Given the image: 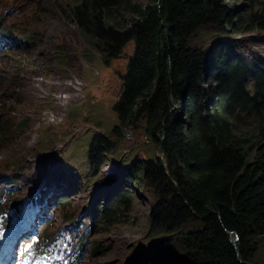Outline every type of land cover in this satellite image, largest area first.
I'll use <instances>...</instances> for the list:
<instances>
[{
  "label": "trees",
  "instance_id": "1",
  "mask_svg": "<svg viewBox=\"0 0 264 264\" xmlns=\"http://www.w3.org/2000/svg\"><path fill=\"white\" fill-rule=\"evenodd\" d=\"M70 1V21L105 61L133 43L112 105L113 131L141 126L162 146L171 180L155 157L126 160V182L153 188L149 218L161 234L157 242H174L184 253L153 263L264 264L256 259L264 237V58L228 37L264 31V0L237 8L223 0ZM120 11L130 14L125 24L112 18ZM201 29L221 36L206 50L192 43ZM248 39L264 44V36ZM240 114L252 117V127H243ZM114 146L109 135L94 133L91 166L104 163ZM129 204L128 188L119 189L95 222L113 223Z\"/></svg>",
  "mask_w": 264,
  "mask_h": 264
},
{
  "label": "rangeland",
  "instance_id": "2",
  "mask_svg": "<svg viewBox=\"0 0 264 264\" xmlns=\"http://www.w3.org/2000/svg\"><path fill=\"white\" fill-rule=\"evenodd\" d=\"M223 1L236 8L245 4ZM71 4L0 0V30L6 32L0 34V127H6L0 128V249L5 242L17 245L28 250L33 264H154L156 258H182L174 242H157L161 234L149 218L156 201L153 188L145 181L126 182L125 161L155 158L158 146L141 126L113 131L118 119L112 105L133 43L128 42L119 57L105 61L95 41L70 21ZM112 18L125 24L130 14L120 11ZM218 34L201 29L192 43L209 49ZM251 36L262 38L264 31L228 37L243 51L264 58V44L251 42ZM240 117L244 128L252 127L251 116ZM19 122L26 128L18 129ZM96 132L109 135L115 146L95 168L87 148ZM47 171L62 172L55 180L58 194L43 214L26 213L22 209H29L31 199L44 189ZM123 188L129 190L130 204L121 207L113 223L95 222L98 208L110 204ZM19 209L20 221L29 215L32 225L13 235L23 224L14 221ZM258 244L256 259L261 260L264 237Z\"/></svg>",
  "mask_w": 264,
  "mask_h": 264
},
{
  "label": "bare ground",
  "instance_id": "3",
  "mask_svg": "<svg viewBox=\"0 0 264 264\" xmlns=\"http://www.w3.org/2000/svg\"><path fill=\"white\" fill-rule=\"evenodd\" d=\"M43 175H44V178H46V184L44 186V189L41 188L42 190L38 191V193L34 196V198L31 199V203L29 202L30 203L29 209H26V207L22 209L26 213H29L30 210H34L35 213H39V215L43 214V212H45L47 208L50 206V204L52 203L54 197H56V195L58 194V190L56 189L57 183L55 180L57 179L59 180V178L62 176V172L58 171V173L56 174L53 171L52 172L47 171ZM51 191L55 193H51ZM20 211L21 209L17 210V212L15 211L17 213L15 218L19 219L18 213ZM21 222H23V224H28V226H23L22 229H25L29 226L31 227L32 225V224L30 225L31 218L29 215H25V219L21 220Z\"/></svg>",
  "mask_w": 264,
  "mask_h": 264
},
{
  "label": "water",
  "instance_id": "4",
  "mask_svg": "<svg viewBox=\"0 0 264 264\" xmlns=\"http://www.w3.org/2000/svg\"><path fill=\"white\" fill-rule=\"evenodd\" d=\"M156 157L159 159L160 165L164 168V170L166 172V175L171 180L170 174L168 172V168H167V164H166L163 148H162L161 145L158 147V151H157ZM232 244L235 245L234 242ZM247 264H250V263H247Z\"/></svg>",
  "mask_w": 264,
  "mask_h": 264
}]
</instances>
